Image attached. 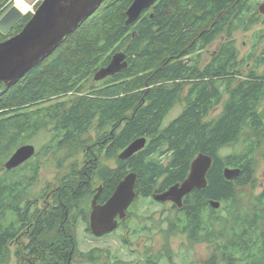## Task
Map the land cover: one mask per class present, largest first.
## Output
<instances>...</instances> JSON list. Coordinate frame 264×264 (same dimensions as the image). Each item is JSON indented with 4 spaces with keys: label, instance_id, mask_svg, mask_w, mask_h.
I'll use <instances>...</instances> for the list:
<instances>
[{
    "label": "trees",
    "instance_id": "trees-1",
    "mask_svg": "<svg viewBox=\"0 0 264 264\" xmlns=\"http://www.w3.org/2000/svg\"><path fill=\"white\" fill-rule=\"evenodd\" d=\"M132 2L105 0L49 57L14 83L0 84V158L34 133L53 132L43 151L63 152L65 158L58 162L84 153L82 168L72 175L75 193L65 187L70 181L66 176L58 197L65 209L75 200L77 213L85 209L88 216L96 182L102 188L98 204L105 203L129 173L136 175V196L151 198L181 183L197 155H206L212 159L206 187L183 199L167 227L217 229L221 244L253 254L264 245V235L258 232L264 229V195L251 202L249 211L238 192L250 182L264 126V49H258L263 35L255 33L252 51L243 57L233 35L250 31L258 22L257 0H156L135 23L126 25ZM31 17L28 13L7 34L0 32V43L20 33ZM220 37L218 49L202 65V53ZM119 52L126 55L127 67L93 83L95 73ZM66 96L71 97L64 100ZM178 103L183 104L181 113L164 125ZM218 106L220 113L208 118ZM91 131L97 135L93 144ZM139 138L146 140L145 147L120 159ZM229 147L241 150L221 155ZM94 152L115 160V167L102 165ZM224 169L240 173L227 180ZM38 172L34 162L0 178V264H10L7 244L16 231L11 222L3 224L1 215L20 212ZM212 201L219 203L217 209ZM203 239L212 242L213 234ZM51 246L31 255L40 264H57ZM73 246L84 261L100 259V249L80 254L77 242ZM69 254L61 252L59 264H66Z\"/></svg>",
    "mask_w": 264,
    "mask_h": 264
},
{
    "label": "water",
    "instance_id": "water-1",
    "mask_svg": "<svg viewBox=\"0 0 264 264\" xmlns=\"http://www.w3.org/2000/svg\"><path fill=\"white\" fill-rule=\"evenodd\" d=\"M105 0H36L32 8V17L20 33L0 43V84L8 86L22 78L40 62L49 57L59 44L71 34L81 22L90 17ZM156 0H133L126 11V25L135 23L141 14L150 9ZM261 12V11H260ZM25 15L12 6L0 18V32L7 34ZM127 67L126 55L123 52L112 56L109 64L98 70L94 81L99 82L120 73ZM146 145L144 138L133 141L119 158L126 160L141 151ZM35 155V148L24 145L18 148L4 165L12 170ZM212 159L199 154L192 161L187 177L178 184L171 186L162 193H154L152 199L157 203L171 202L181 208L183 199L194 190L204 189L207 185L206 174ZM239 169H224L227 180L235 179ZM136 175L127 174L116 186L112 195L103 204H97L101 187L91 201L89 227L94 237H102L116 229L118 220H123L130 205L136 198ZM212 208L219 207L212 201Z\"/></svg>",
    "mask_w": 264,
    "mask_h": 264
},
{
    "label": "rangeland",
    "instance_id": "rangeland-1",
    "mask_svg": "<svg viewBox=\"0 0 264 264\" xmlns=\"http://www.w3.org/2000/svg\"><path fill=\"white\" fill-rule=\"evenodd\" d=\"M31 1L32 0H24L25 3L29 2V4L23 9V13L25 12V15L35 10V7H33L26 11L30 6ZM257 3L258 22L251 28L250 31L246 33L238 31L233 35V39L235 40V46L241 57L247 55L249 52L252 51L254 44L253 38L255 33L257 32L263 35V40L258 45V49H264V0H257ZM222 40L223 37H220L206 49V52L204 51L202 53V65L209 61L211 55L218 49ZM259 52L260 50L258 51V54ZM92 82L96 84L101 81L95 82L93 79ZM69 97L71 96L64 97V100H68ZM182 108L183 104H176L166 116L163 124H168L169 122L174 120L181 113ZM260 110L264 112V100L262 101ZM220 111L221 106L214 108L213 111L209 114L208 118H214L220 113ZM88 135H90V144H93L97 141V135L94 132L91 131ZM259 136L260 145L255 154L254 163L255 187H253L252 189L251 187H244L238 192L239 197L244 200V208L249 211H251L253 207L251 205L252 198L257 196L259 192H261L264 188V130L260 133ZM52 137L53 132L49 131L48 129H44L40 132L32 134L29 138H27L25 143L19 145L18 147L20 148L24 145H31L35 148V152L37 153V155H34L30 161L31 163L35 162L38 164L39 172L35 185L30 189V193L28 195L29 199L45 195L46 197L50 196L51 192L57 186L61 185V181L66 176H69L71 179L72 175L76 173V170L82 168L83 166V152H79L78 155L64 159L61 162L58 161L59 159L64 157L63 152L59 151L53 154L51 152L45 153L43 151V148L50 142ZM15 150H13L11 153H13ZM239 150H241L240 147L238 148V150L236 148L229 147L224 149L221 152V155H225ZM11 153L9 155L2 156L0 158V163L6 162V160H8V158L12 155ZM94 153L96 156L100 157L102 165L115 167V160L104 159L102 157L104 156V153ZM5 173L6 172H4L3 169H0V178L4 177ZM99 187L100 185L96 182L94 188L98 189ZM128 214L129 220L126 224L128 226L121 228V230H117L113 233V235H109L108 237L99 238L94 237L93 235L85 237L82 233L83 226L81 224L78 225L76 230V242L78 251L81 250V252H90L92 249H100L101 251L100 259L96 262H91L89 264H104L106 250H109L111 252L112 257L117 255L119 251H123L124 258L118 257V259L132 261L133 259H143L144 256L149 254L147 250L150 248L152 249V246L157 251L160 250L162 245L169 246L177 252V250H180L179 247L185 244L184 238L182 236L166 237V233H162V231L168 228V223L171 220H174L176 217V210L172 209L170 204H159L153 201L151 198L145 199L136 196L134 202L128 208ZM142 228H144V230L148 229V231H141L139 232V234L137 233V235L132 236V231L139 230ZM124 229H126V234H129L128 247L125 249L121 246L123 245L122 235L125 233ZM16 244L17 243H15V246L10 247V264H24L22 259L24 253L19 252L20 248H18V245ZM134 249L140 252L135 253L133 251ZM195 252L199 257L205 258V256L207 255L206 245H200L195 249ZM16 254H19L18 258L16 257ZM75 260V264H80L79 259L77 257Z\"/></svg>",
    "mask_w": 264,
    "mask_h": 264
},
{
    "label": "flooded vegetation",
    "instance_id": "flooded-vegetation-1",
    "mask_svg": "<svg viewBox=\"0 0 264 264\" xmlns=\"http://www.w3.org/2000/svg\"><path fill=\"white\" fill-rule=\"evenodd\" d=\"M260 130L261 132L264 130L263 125L261 126ZM8 160H6V162ZM30 161L31 159L12 170H6L4 167L6 162H3L0 163V169H3L7 174L14 170L21 169L23 166L31 163ZM253 166V171L250 170V182L245 186L249 188L251 187V189L255 187V165ZM64 185L65 187L68 186L71 194L73 195L76 190L75 176L71 177L70 181L65 182ZM61 187L62 184L57 186L48 197L45 195L29 199L28 196H26L20 204L19 213L15 214L9 212L1 215L4 219L3 224L11 222L12 226H14L16 229L14 232L15 236H13V238L8 241L7 250L10 252V247L15 246V243H17L16 245H18V248H20L19 252L24 253V256H22L24 264H40L39 261H36L34 256L31 254L45 251V245H52L51 250L56 254L55 260L57 264H59L61 257L60 253L68 251L70 254L66 264H75V259L77 256L73 245L76 242V230L78 225L81 224L83 226V236H92L89 227V215L91 209L88 216L86 215L85 209H82L77 213L75 200L73 199L70 200L69 208L65 209L66 204L64 205L58 197ZM263 195L264 188L257 196L253 197L251 201L253 202L257 198H261ZM159 204H170L172 209H180L171 202ZM251 205L254 207V204ZM62 208L65 210L61 211ZM261 214V216L264 217V213L262 212ZM86 216L88 217V221ZM128 220L129 214L127 210L125 218L123 220H118L116 229L103 235L102 237L113 235V233L117 230H121V228L128 226L126 225ZM124 231L125 233L122 235L123 245L121 246L125 249L128 247L129 234H126V229H124ZM141 231H148V229L144 230V228H142L139 230H134L132 231V236L137 235V233L139 234ZM258 232L259 235H264V229H259ZM162 233H166V237L182 236L184 238L185 244L179 247L180 250H177V252L169 246L162 245L158 251L152 246V249L150 248L147 250L149 254L144 256L143 259L137 258L138 260L133 259L132 261L118 259V257L124 258L123 251H119L117 255L112 257L111 252L106 250L104 264H264V245L260 247L257 246V250L253 254L251 252L245 253L246 251L242 252L241 246L237 247V251L234 249V247L230 248L226 244H221V233L220 230L217 229L207 230L202 228H188L180 231H173L167 228L162 231ZM210 233L213 234L212 242L204 241V236ZM200 245H206L207 255L205 258L199 257L195 252V249ZM229 249H231L233 252L230 253ZM259 250L262 251L260 252ZM133 251L135 253L140 252L135 249ZM79 253L83 254L88 252H81L80 250ZM78 259L80 264L91 263V261H84L82 258Z\"/></svg>",
    "mask_w": 264,
    "mask_h": 264
},
{
    "label": "built area",
    "instance_id": "built-area-1",
    "mask_svg": "<svg viewBox=\"0 0 264 264\" xmlns=\"http://www.w3.org/2000/svg\"><path fill=\"white\" fill-rule=\"evenodd\" d=\"M15 0H0V18L7 12L9 6H15Z\"/></svg>",
    "mask_w": 264,
    "mask_h": 264
},
{
    "label": "bare ground",
    "instance_id": "bare-ground-1",
    "mask_svg": "<svg viewBox=\"0 0 264 264\" xmlns=\"http://www.w3.org/2000/svg\"><path fill=\"white\" fill-rule=\"evenodd\" d=\"M34 0H32L31 2H33ZM29 4V2L25 3L24 0H15V7L23 12V9L25 6H27Z\"/></svg>",
    "mask_w": 264,
    "mask_h": 264
}]
</instances>
